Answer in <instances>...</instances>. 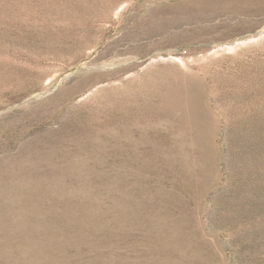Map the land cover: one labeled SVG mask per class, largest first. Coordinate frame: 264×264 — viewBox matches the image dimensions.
I'll use <instances>...</instances> for the list:
<instances>
[{
  "label": "rangeland",
  "instance_id": "374dc122",
  "mask_svg": "<svg viewBox=\"0 0 264 264\" xmlns=\"http://www.w3.org/2000/svg\"><path fill=\"white\" fill-rule=\"evenodd\" d=\"M0 264H264V0H0Z\"/></svg>",
  "mask_w": 264,
  "mask_h": 264
},
{
  "label": "bare ground",
  "instance_id": "6f19581e",
  "mask_svg": "<svg viewBox=\"0 0 264 264\" xmlns=\"http://www.w3.org/2000/svg\"><path fill=\"white\" fill-rule=\"evenodd\" d=\"M144 87V86H143ZM157 87H158V85H157ZM168 90V93L166 94V97H168L169 98V95H171L170 94V92L172 91L171 90V87L169 88V89H167ZM150 93V92H149ZM172 93V92H171ZM174 93V92H173ZM176 93V92H175ZM177 93H178V89H177ZM181 94V93H180ZM161 96V95H160ZM164 97V96H163ZM171 97H173V96H171ZM179 97V96H178ZM174 99V98H173ZM168 102V101H167ZM119 104H121V103H119ZM171 104V103H170ZM115 105V104H114ZM123 105V104H122ZM169 105V104H168ZM165 106H166V104H165ZM172 106V105H171ZM178 107V106H177ZM114 108V107H113ZM168 108V107H167ZM171 108V107H170ZM179 108V107H178ZM118 109V108H117ZM121 109V108H120ZM166 109V108H165ZM171 111V110H170ZM119 136V135H118Z\"/></svg>",
  "mask_w": 264,
  "mask_h": 264
}]
</instances>
